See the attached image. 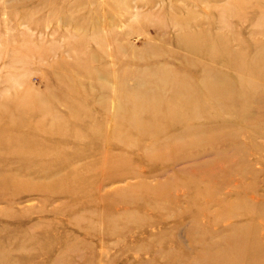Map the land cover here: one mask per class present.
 Instances as JSON below:
<instances>
[{
	"label": "rangeland",
	"instance_id": "374dc122",
	"mask_svg": "<svg viewBox=\"0 0 264 264\" xmlns=\"http://www.w3.org/2000/svg\"><path fill=\"white\" fill-rule=\"evenodd\" d=\"M0 264H264V0H0Z\"/></svg>",
	"mask_w": 264,
	"mask_h": 264
},
{
	"label": "bare ground",
	"instance_id": "6f19581e",
	"mask_svg": "<svg viewBox=\"0 0 264 264\" xmlns=\"http://www.w3.org/2000/svg\"><path fill=\"white\" fill-rule=\"evenodd\" d=\"M98 80V79H97ZM234 89V88H233ZM237 98V97H236ZM257 100V99H256ZM234 104V103H233ZM155 116H157L156 114H155ZM127 120V119H126ZM125 120V121H126ZM132 120V119H131ZM117 123V122H116ZM150 123V122H149ZM131 125V124H130ZM167 135V134H166ZM175 141V140H174ZM174 144V143H173ZM169 145V144H168ZM174 147H175V145H174ZM160 150V149H159ZM147 155V154H146ZM111 163V162H110ZM180 165V164H179ZM106 166V165H105ZM111 166V165H110ZM130 221V220H129ZM229 257V253H228V255H227V258ZM233 257H234V252L232 253V258H231V260L233 259Z\"/></svg>",
	"mask_w": 264,
	"mask_h": 264
}]
</instances>
